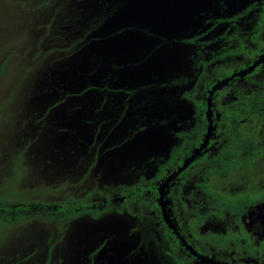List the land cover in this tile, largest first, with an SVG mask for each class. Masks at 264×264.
Here are the masks:
<instances>
[{"label":"flooded vegetation","instance_id":"af4514ba","mask_svg":"<svg viewBox=\"0 0 264 264\" xmlns=\"http://www.w3.org/2000/svg\"><path fill=\"white\" fill-rule=\"evenodd\" d=\"M46 4L0 146V264H264V0L162 29L139 0Z\"/></svg>","mask_w":264,"mask_h":264},{"label":"rangeland","instance_id":"374dc122","mask_svg":"<svg viewBox=\"0 0 264 264\" xmlns=\"http://www.w3.org/2000/svg\"><path fill=\"white\" fill-rule=\"evenodd\" d=\"M19 2L20 0H0V71L2 68L5 69L2 74H0V141L2 140V145L0 144V146L2 148V154L4 150L3 143L12 129L11 121L18 117L17 114L19 113V107L24 104L28 89L34 87L33 74L27 76L24 74L23 77L21 76L23 71L30 68L34 61V56L29 57L30 53L28 52V48H30V45L36 41L35 35H38L36 34V31L33 30V37L31 39L29 38L28 41L26 39L24 42L21 41L17 44L15 41L21 38V30H18L16 34H9L7 32L10 26L16 28L23 24L25 28L23 29L22 34L25 37L30 36L29 23L34 21L35 18L31 15H23L18 7ZM46 16H49V14H46ZM6 23L7 25L5 26ZM10 39L11 42H13L12 51L14 55L11 62L5 65V60L9 59V50L4 48ZM12 90L14 96L12 101L13 104L9 106L8 103L10 100H8V98L12 95ZM18 238L19 232L18 234L14 233L9 237V239ZM7 246H9V240L4 232H0V248H6Z\"/></svg>","mask_w":264,"mask_h":264},{"label":"water","instance_id":"95a60500","mask_svg":"<svg viewBox=\"0 0 264 264\" xmlns=\"http://www.w3.org/2000/svg\"><path fill=\"white\" fill-rule=\"evenodd\" d=\"M218 0H149L147 3L146 0H139L146 5L139 7L138 10L140 14L144 17H148L156 27L163 28L166 26V21L170 18V16L175 15L174 18L178 21L184 20L190 25L193 22V16L200 8L210 7L212 4L216 3ZM225 4L228 6V9H231L233 5H241L246 0H224ZM136 8V5L130 6V9L133 10ZM129 35H135L141 37L143 41H146L147 36H142L141 34L131 33ZM127 35L126 39L129 37ZM110 51V43L108 47ZM96 50L99 52L101 50V45L90 46L87 48L83 58L82 65L86 66L91 64L92 58L87 51L93 52ZM111 52V51H110ZM99 62V61H98ZM160 67L159 62L156 63ZM150 66V63H149ZM143 73V72H142ZM256 215V220L258 222H263L264 220V204L257 206L252 212V216ZM261 222V223H262Z\"/></svg>","mask_w":264,"mask_h":264},{"label":"trees","instance_id":"16d2710c","mask_svg":"<svg viewBox=\"0 0 264 264\" xmlns=\"http://www.w3.org/2000/svg\"><path fill=\"white\" fill-rule=\"evenodd\" d=\"M34 1V2H33ZM48 0H20L18 7L20 8L21 12L23 15L27 14V15H31L33 16L35 19L34 21L29 23V27H30V36L29 37H25L22 32L23 29L25 28V26L23 24H21V26H17L16 28H13L12 26H10L7 30V32L9 34H16L18 32V30L20 31V35L21 38L17 39L15 42L18 44L21 41L24 42L26 39L27 41L29 40V38L33 37V30L38 31L42 28V26H44L43 22L47 21V16H46V12H44V18L43 20H39L38 18L42 15L43 11L48 10V9H52L50 6H48L47 3ZM50 14V13H49ZM39 23V26L36 27V24ZM7 25V23L5 24V26ZM12 43L11 39L7 42V45H5L4 49H8L9 51V59H6V63H9L10 60H12V57L14 55L13 51H12ZM1 55V54H0ZM4 65V66H5ZM3 70H5L4 68H2V70L0 71V74H2ZM3 203V201H2Z\"/></svg>","mask_w":264,"mask_h":264}]
</instances>
